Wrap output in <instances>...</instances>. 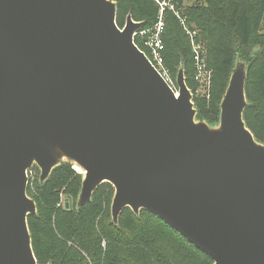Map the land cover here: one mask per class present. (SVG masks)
I'll return each mask as SVG.
<instances>
[{"label": "water", "instance_id": "1", "mask_svg": "<svg viewBox=\"0 0 264 264\" xmlns=\"http://www.w3.org/2000/svg\"><path fill=\"white\" fill-rule=\"evenodd\" d=\"M142 27L131 14L120 27L115 0H0V264H39L29 170L45 182L66 163L82 175L77 210L109 182L114 223L126 207L144 209L212 264H264L249 62L234 60L213 125L197 118L185 66L175 90L136 44Z\"/></svg>", "mask_w": 264, "mask_h": 264}, {"label": "trees", "instance_id": "2", "mask_svg": "<svg viewBox=\"0 0 264 264\" xmlns=\"http://www.w3.org/2000/svg\"><path fill=\"white\" fill-rule=\"evenodd\" d=\"M117 23L123 27L128 14L151 27L158 18L153 0H115ZM189 22L197 24L207 41L209 63L214 65L212 96L209 101L194 95L197 118L210 123L219 119L220 104L238 56L249 62L246 80L247 126L264 143V0H177ZM165 57L171 75L185 66L186 82L195 94V62L189 38L179 19L165 13ZM136 44L143 49L139 38ZM259 48L255 51V48ZM216 59V63L214 60ZM82 175L71 164L54 169L40 182L37 174L28 194L38 214L28 217L32 245L39 264H212V259L191 244L177 230L153 213L142 209L137 215L126 207L116 224L111 216L114 187L101 184L90 203L76 209ZM71 196L74 205L58 206L61 193ZM106 241L105 247L103 241Z\"/></svg>", "mask_w": 264, "mask_h": 264}, {"label": "built area", "instance_id": "3", "mask_svg": "<svg viewBox=\"0 0 264 264\" xmlns=\"http://www.w3.org/2000/svg\"><path fill=\"white\" fill-rule=\"evenodd\" d=\"M177 0H153L158 5V18L155 24L148 28H141L135 34V38H139L144 46L145 51L151 62L165 78L167 83L177 90L176 81L171 75V71L166 64L165 57V13L171 11L177 16L181 26L186 32L195 62V78L198 82L205 86L212 83V69L208 64V53L200 41L197 30L187 25L186 19L181 15V10L177 5Z\"/></svg>", "mask_w": 264, "mask_h": 264}, {"label": "rangeland", "instance_id": "4", "mask_svg": "<svg viewBox=\"0 0 264 264\" xmlns=\"http://www.w3.org/2000/svg\"><path fill=\"white\" fill-rule=\"evenodd\" d=\"M181 15L186 19V21H187V25H189L190 27H192L193 29H195V30H197V32H198V36H199V39H200V41L203 43V45L205 46V48H206V50H207V53H208V56H209V49H208V45H207V41L205 40V38H204V36H203V34H202V31L200 30V28H198V26H197V24L196 23H194V22H189V20H188V17L186 16V15H184V13H185V10H184V8L183 7H181ZM182 27V26H181ZM182 29H183V27H182ZM184 30V29H183ZM259 48L257 47V48H255V51L256 50H258ZM209 58V57H208ZM236 58H240V57H236ZM236 58L234 59V60H236ZM214 62L216 63V59L214 60ZM208 64H209V66H210V68L212 69V83H211V85L208 87V86H205V85H203V84H201L200 82H198L197 80H196V78H195V80H196V82H197V87H196V90H195V96L196 97H198V98H204V99H206L207 101H209L210 99H211V96H212V85H213V79H214V69H215V67H214V65L213 66H211L210 65V63H209V59H208ZM233 65H234V63H233ZM233 69V68H232ZM178 71L179 70H177L176 71V75H175V77H176V79H174V77H173V79L176 81L177 80V75H178ZM177 82V81H176ZM177 85V84H176ZM178 89V88H177ZM198 109V108H197ZM218 121H219V119L216 121V122H213V123H211V124H213V125H215V124H217L218 123ZM66 164H69V163H66ZM72 166V165H71ZM72 168L76 171V172H78V170L76 169V168H74L73 166H72ZM54 171V170H53ZM79 173V172H78ZM37 174H39V176H40V169H39V167L37 166V165H34L33 167H31L30 168V170H29V182L31 181V188H32V191L33 192H35V185H34V182H35V179H36V176H37ZM82 177V176H81ZM28 186H29V184H28ZM114 193H115V189H114ZM114 193H113V197H114ZM78 194H79V192H78ZM113 197H112V200H113ZM66 200H68L69 202H70V207L69 208H71V207H73V205H74V199H73V197H71V196H67L66 194H64L63 192L61 193V201H60V203L58 204V206H65V202H66ZM112 200H111V204H112ZM141 212V211H140ZM105 245H106V241L104 240L103 241V246L105 247Z\"/></svg>", "mask_w": 264, "mask_h": 264}]
</instances>
